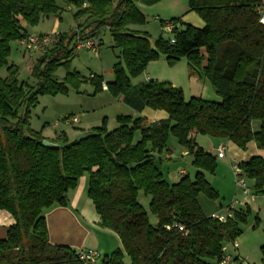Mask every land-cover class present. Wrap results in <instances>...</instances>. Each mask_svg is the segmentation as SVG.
I'll list each match as a JSON object with an SVG mask.
<instances>
[{"label": "trees", "instance_id": "trees-1", "mask_svg": "<svg viewBox=\"0 0 264 264\" xmlns=\"http://www.w3.org/2000/svg\"><path fill=\"white\" fill-rule=\"evenodd\" d=\"M160 1L67 0L76 8V27L59 34L37 57L31 87L16 79L17 67L8 63L11 44L28 36L22 23L36 26L57 15L59 7L54 0H0V68L8 73L0 78V210L15 221L0 240V264H81L75 251L49 243L44 213L67 207L68 193L85 173L97 226L116 234L121 243V249L97 259L99 264H124L125 257L129 264H218L222 246L241 235L247 208L234 210L232 218L221 223L204 215L197 202L199 195L217 199L204 176L215 172L217 158L198 147L195 138L229 141L241 150L252 142L264 151V0H188V10L201 18L203 28L184 25L179 30L180 19L173 18L166 21L174 24L172 37L160 36L151 45L145 33L130 27L146 22L139 5ZM159 23L163 27L165 22ZM106 30L119 50V62L105 91L137 113L148 108L163 111L167 118L152 122L117 116L118 127L111 132L102 120L89 132L93 136L80 142L69 141L64 132L46 139L29 124L37 98L66 94L69 87L78 90L86 81L93 95L101 93V76L84 79L70 70L71 43L76 35L100 37ZM160 56L169 66L185 58L188 76L208 80L220 102L185 100L180 88L165 82L132 85L130 79ZM59 68L65 70L62 79L55 75ZM254 121L259 122L257 131L251 127ZM170 136L191 157L197 170L193 179L184 175L170 184L159 170ZM43 140L61 147L45 148ZM134 163L141 164L127 168ZM237 166L253 194L264 196V159L250 157ZM140 192L149 197L154 226L138 201ZM259 251L264 264V246Z\"/></svg>", "mask_w": 264, "mask_h": 264}, {"label": "rangeland", "instance_id": "rangeland-1", "mask_svg": "<svg viewBox=\"0 0 264 264\" xmlns=\"http://www.w3.org/2000/svg\"><path fill=\"white\" fill-rule=\"evenodd\" d=\"M66 1L67 0H54L55 4L59 7L58 14L43 18L36 26L25 25L26 32L35 35L37 33L50 34L53 30L57 29L56 31L58 32L68 33L70 30L74 29L76 27V22L73 19V14L76 12V8L73 5L67 4ZM140 9L146 19L142 28L148 34V40L151 45H153L160 36L163 39H170L172 37L171 34L163 31V27L160 25L159 21L166 22L173 18L180 19L185 16V23L187 22L186 24L191 26H194V22L196 21L200 23L203 22L197 14L188 10V0H161L152 6L140 5ZM263 15L264 12L262 16ZM56 16H60V19ZM183 27L184 25H181L178 29L181 30ZM100 37L102 38L103 44L99 48L97 56L86 50L78 52L73 51L72 57L70 58V70L78 73V75L84 79L90 78L91 75H97L103 78L104 83H111L114 78L113 66L119 62V50L113 48L111 36L107 30L104 31ZM71 44H73V42ZM37 57V54L24 53L21 47L18 48L15 43L11 44V55L9 57L11 62H9V65L14 63L17 67L16 79L19 82H23L27 86H35V80L30 74L31 68L29 69V66L35 62ZM163 57L164 56H160L158 60L150 62L145 72L136 78L130 79L131 84L138 85L140 80L147 73L153 72L154 74H159V71L161 72V69L163 70V68H161L162 63V67L166 69L165 72L169 71L172 78H175L174 82H176L177 88L185 86L184 83L187 81L188 77L186 59L180 58L174 65L169 66ZM55 75L58 79H62L65 76V70L59 68L55 72ZM7 76L8 73L5 67L0 68V78H6ZM153 81L162 82L161 80L159 81V79ZM113 99L116 98H112L107 92L93 95V87L88 81L81 83L78 90L69 87L66 94L39 96L36 106L32 108L30 112V128L35 131L44 128V133L50 138L54 134L64 132L69 140L72 141L76 138L78 132L86 131L89 133L94 128L100 127L102 120H106V130L111 132L118 127L116 117L129 116L128 112L132 111L127 106H124V104L120 106V104L116 102L117 100ZM188 99L190 98L185 100ZM109 101H112V103ZM122 107L127 111L121 110ZM72 118L78 119V122L68 124L67 121ZM251 127L253 131H257L259 129V122H252ZM138 138V135H136L135 139ZM167 149L169 153H172L171 161L163 159L158 164L159 170L164 173L165 180L170 184L174 183L177 178L176 172L179 170H184L186 172L185 176L193 179L195 169L191 165L189 158L186 157L183 159L180 156L182 149L178 145L177 140L172 136L168 139ZM217 161L219 169L215 177L218 181L217 184L222 189L221 195L216 202L209 201L199 195L198 202L202 207L205 203L214 206L217 203L228 200L234 189L230 186L231 183L228 181V177L233 181V174L226 164V158L222 160L217 158ZM206 178L208 181H212L213 184H216L214 183L215 178L213 179L211 174H206ZM227 183H229V185H227ZM138 201L147 211L150 224L154 226L156 224V219L148 210L149 197L144 196L140 192ZM254 205H259L260 207L259 218L261 224L257 228L252 229L254 223V215L252 214L249 216L246 224H241L239 226L241 235L237 238V242L246 254V262L248 264H260L261 255L259 248L264 245V196L256 199ZM107 252H101L100 257L102 258L110 254ZM123 262L124 264H129V259L125 257ZM95 264H99V261Z\"/></svg>", "mask_w": 264, "mask_h": 264}, {"label": "crops", "instance_id": "crops-1", "mask_svg": "<svg viewBox=\"0 0 264 264\" xmlns=\"http://www.w3.org/2000/svg\"><path fill=\"white\" fill-rule=\"evenodd\" d=\"M138 9L143 14L142 10L140 9V5L138 6ZM56 17L60 19V16H56ZM185 20H186V17L183 16L180 18L179 23L181 25H185L187 23V22L185 23ZM186 25H189V24H186ZM21 26L22 28L25 29L24 23H22ZM194 26L195 28L198 27V29H201L203 28L204 23L203 22L200 23L199 21H196L194 22ZM142 27L143 26H133L130 28L134 31L145 33L148 36V34L143 30ZM56 30L57 29L53 30L52 33L58 32ZM45 34H48V33H37L36 35H45ZM58 34H61V32H58ZM27 35L31 36L35 34L27 33ZM15 44L18 46V48L21 47L23 49V47L20 45V42H15ZM23 52L27 53L24 49H23ZM201 52L204 53L203 50ZM9 62H11L10 58L8 60V63ZM11 65L15 66L14 63H12ZM32 65L29 66V69L32 67ZM204 65L205 63H203V66ZM162 66L163 65L161 63V68H163V70L161 69V72L159 71V74H154L153 72L147 73L140 80V83L159 79V81L161 80L162 82L169 83L172 86L177 87L176 82H174L175 78H172L169 71L165 72L166 69H164V67ZM103 84H106V83L103 82ZM184 85L185 86L183 87L180 86V88L183 90V95L185 99L199 98L205 101L220 102V98L216 96V94L213 92L211 84L206 79L198 80L195 78H190L188 76L187 81L184 83ZM102 92H106V91L103 90ZM113 100H117L116 102L120 104V106H123L121 97H118ZM109 102L112 103V101H109ZM121 110L125 112L127 111L124 107H122ZM128 115L131 117H143L152 122L167 118V115L163 111H154L148 108L143 109L139 113L132 110L128 112ZM38 131H41L43 137H45L48 140L54 139L57 135V134H54L50 138L44 133L45 131L44 128H40ZM80 133H87V132L86 131L78 132V134ZM195 141L198 147H200L204 152L209 153L215 156L216 158H217L216 149L219 145H222L225 148L224 156L218 159L222 160L226 158V161H227L226 164L228 165L229 170H231V166L238 165L239 163L246 161L250 157L256 156V157H260L264 159V151L257 149L254 143L252 142L247 144L245 150H241L237 148L236 146H234L229 141L214 139V138H210L207 136L205 137V136L198 135L196 136ZM163 156H164V160L172 159V153L167 152ZM180 156L183 159L186 157L189 158L191 162V157L188 156L185 151H181ZM175 161H178V160H175ZM216 164L217 166H216L215 172L212 174V178L213 179L215 178L214 183L216 184H213L212 181L211 182L208 181L206 178L207 173H204L205 180L209 183V185L217 193V199L214 200L215 202L220 197L221 195L220 193L222 191L220 186L217 184L218 181L216 180V177H215L219 169L217 160H216ZM196 171L197 170L195 169V172ZM176 175H177V178L175 182H177L182 176L186 175V172L184 170H181V171L179 170L176 172ZM88 179H89V175L87 173L83 174L79 178L76 188L68 193V206L67 207H54L44 213V218L47 223L48 241L51 245L66 246L75 252L79 250L91 249V250L96 251L99 255L103 251L105 252L109 251L107 253H111L116 249H121V243L116 234H114L113 232L109 230L101 229L97 226L99 217L95 212L93 203L87 197ZM164 179H165V176H164ZM228 181L229 183H231L230 186L234 188V183L233 181L230 180L229 177H228ZM229 183H227V185H229ZM230 195L231 196H229L230 198H228V200H224L222 203H217L214 206L213 205L211 206L210 204L205 203L202 207L201 204H199L198 202L199 196L197 197V202L200 208L202 207L201 210L203 214L206 216H210L213 213L222 211L226 207L228 202L236 195L235 189H233ZM260 197L262 196H255L254 200L251 201V200H248L240 196L239 203L235 206V210L244 211L246 210V208L249 210L247 220L249 216H251L252 214L254 215V223L252 225V229L257 228L261 224V220L259 218L260 207L259 205H254L256 199ZM209 201H213V200H209ZM247 220H246V223H247ZM14 224H15V221L13 220V218L7 212L0 210V240H4L6 238L8 228ZM235 241L238 244V249L232 250L231 248H229V252L234 257L246 261L247 258H246V254L244 253V250L241 248L240 244L237 242V239Z\"/></svg>", "mask_w": 264, "mask_h": 264}, {"label": "built area", "instance_id": "built-area-1", "mask_svg": "<svg viewBox=\"0 0 264 264\" xmlns=\"http://www.w3.org/2000/svg\"><path fill=\"white\" fill-rule=\"evenodd\" d=\"M260 23L264 25V15L261 17ZM173 29V23H164V32L171 34ZM58 36V33H50L45 35H31L27 36L25 39L20 41V45L28 53L41 55L51 46V44L58 38ZM171 43H173V40H171ZM102 44V38L99 36L83 38L80 35H76L73 40L72 49L74 52L86 50L97 56L99 48L102 46ZM102 89L106 90V86L104 84L102 85ZM67 122L68 124L77 123L78 119L72 118ZM216 151L217 158H222L224 156L225 148L222 145H219ZM231 171L233 174V183L236 195L228 202V204L222 211L210 215L211 218L216 219L221 223H224L228 219L232 218L233 211L235 210V206L239 203L240 196L251 201H253L255 198V195L251 191L247 180L245 179L243 173L238 168V166H231ZM172 227L178 228L179 230L183 229L182 226L178 224H173ZM166 228L169 229L170 227ZM229 248H231L232 250L238 249V244L235 240L230 243H226L222 246V257L218 264H248L245 260H241L239 258L234 257L229 252ZM76 256L81 264H93L97 261V259L100 258V255L96 251L91 249L79 250L76 252Z\"/></svg>", "mask_w": 264, "mask_h": 264}, {"label": "water", "instance_id": "water-1", "mask_svg": "<svg viewBox=\"0 0 264 264\" xmlns=\"http://www.w3.org/2000/svg\"><path fill=\"white\" fill-rule=\"evenodd\" d=\"M91 136H93V134H91V133H80V134L76 135V138L75 139L78 142H80V141L85 140V139H87V138H89ZM42 146L45 147V148H48V149H58L59 147H61V144H59V143H52V142H49L47 140H43L42 141ZM139 164H141V163H138V164L134 163V164H132L130 166H127V168L128 169L129 168H135Z\"/></svg>", "mask_w": 264, "mask_h": 264}]
</instances>
